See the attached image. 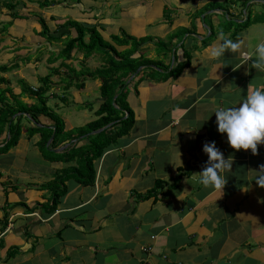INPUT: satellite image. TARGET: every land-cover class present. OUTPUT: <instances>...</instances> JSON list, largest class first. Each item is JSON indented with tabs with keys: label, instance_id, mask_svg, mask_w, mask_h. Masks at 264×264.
<instances>
[{
	"label": "crops",
	"instance_id": "obj_1",
	"mask_svg": "<svg viewBox=\"0 0 264 264\" xmlns=\"http://www.w3.org/2000/svg\"><path fill=\"white\" fill-rule=\"evenodd\" d=\"M15 1L14 11L2 4ZM40 1L0 0V81L7 80L0 87L10 86L19 95V79L37 88L41 77L58 68L49 91V97L59 98L57 111L85 107L65 111V130L97 118L106 97L92 99L91 92H100L102 79L83 71L105 67L108 54L86 57L74 48L70 59L51 63L77 32L59 27L61 37L48 40L40 34L39 17L52 32L76 20L97 27L112 42L124 30L127 36L116 45L120 53L161 60L164 67L141 66L127 80L133 127L94 160V183L66 181L68 190L52 214V191L42 185L62 168L76 166L75 161H65L71 143L46 152L38 146L41 133L30 136L31 122L23 120L18 143L0 151V264H264V188L253 180L254 170L264 164V144L258 145V155L231 148L227 134L217 131L215 114L220 108L239 106L249 91L264 89V71L252 68L251 61L242 64L241 58L247 53L254 60L256 45L264 42V0L251 1L254 21L236 37L232 34L238 27L228 22L226 10L239 23L242 2L220 8L210 5L227 0H48L54 2L48 7ZM220 32L234 42L243 40L241 51L212 59L210 49L220 42ZM141 39L145 41L139 43ZM167 40L170 49L163 51L160 41ZM186 51L191 61L178 70ZM64 61L80 71L79 76L61 65ZM12 64L17 67L2 71V66ZM80 82L84 86L78 88L75 84ZM19 98L36 102L28 93ZM53 124L51 118L39 116L38 126ZM9 138L6 123L0 146ZM73 141L81 146L88 139ZM212 141L225 159L233 161L231 171L222 173L227 179L222 192L199 183L208 159L203 144ZM146 246L151 250L145 251Z\"/></svg>",
	"mask_w": 264,
	"mask_h": 264
},
{
	"label": "trees",
	"instance_id": "obj_2",
	"mask_svg": "<svg viewBox=\"0 0 264 264\" xmlns=\"http://www.w3.org/2000/svg\"><path fill=\"white\" fill-rule=\"evenodd\" d=\"M251 1L252 0H227L225 3H213L210 7L215 6L225 8L238 2H242L244 9L241 12V22L237 23L235 20L231 19L233 16L230 10L228 8L226 10L230 17L228 22L238 27L232 34L233 37H236L237 33L241 29L250 25L254 21L252 14V7L254 6V3ZM2 4L11 11H14L18 6L17 1L2 2ZM39 4L42 7H48L54 4V2L41 0ZM245 9L246 12H244ZM260 19L257 18L258 21H261ZM39 21L42 24L40 34L45 36L48 40H55L61 37L58 32L59 27H63V29L66 30L74 27L77 32L75 37H70L65 41V44L61 48L59 54H54V56L50 58L51 63H54L60 58L64 60L70 59L74 48L83 50L86 57H89L95 52L100 53V51H102L101 53L108 54L107 60L105 61V67H98L93 70H88L87 68L83 71V73L86 72L91 77H100L102 79L100 92L103 97H106V99L97 109V118L95 120H92L83 126H79L74 130H65V122L63 118L48 105L51 76L53 73L57 72L58 68H55L49 75L41 77V84L36 89L26 82L25 79H19V82L22 85V92L19 95L15 94L10 86H7L5 91L0 95V131L7 123L9 124L10 136L9 140L6 141L3 146H0V151L6 152L18 143L20 136L22 135L23 128H25L23 124L24 119L31 122V125L27 127L30 136L37 132L41 133L38 146L42 150L53 153L51 148H56L66 143V141L71 143L68 149L64 152L65 161H75L76 166L62 168L55 174L52 180L42 185V187L48 188L52 191L53 199L52 205H50L51 207L49 209V213L52 214L56 210L58 202L68 190L66 181L74 179L77 183L82 185L94 183L96 178V165L94 160L99 159L103 155L105 149L109 148L118 137L130 131L133 127L135 115L126 101L128 93L127 86L129 85L127 80L130 76L141 66L148 67L149 65H155L162 68L164 66L161 60H154L145 56L133 57L129 54L120 53L117 50L116 45L122 41V37L127 36L124 30H122L124 32L122 33L123 36L121 37L120 35H115L113 37L114 42H112L107 41L101 35V32L97 27L89 26L76 20H68L64 24L58 25L57 29H54L53 32L44 17H39ZM88 36L89 38H87ZM130 39L135 38L129 36V40ZM137 41L141 43L144 42L145 39ZM170 41H160L159 47L163 51H168L170 49ZM186 53L187 58L184 62L179 63L177 66L178 70L187 66L191 61V52L186 51ZM61 65L69 67L72 74L80 73V71L78 72L76 69L71 68L65 61ZM16 67V64L2 66V71H8L9 69H14ZM167 68H169V66H167ZM171 73L172 71L167 72V75ZM1 80L2 82H7L5 77H1ZM72 85V81L68 82L66 89H69ZM75 85L78 88L84 86L83 82ZM26 93L34 96L36 102L33 104L23 102L19 97ZM115 95H117V97L114 100ZM6 99H8V101H6ZM18 113L20 114L17 115ZM41 115L51 118L54 121L53 126H55V129L52 127L38 126L39 116ZM14 116L16 117L14 118ZM110 123H112V125L106 127L101 132L91 134L92 131L107 126ZM53 134L54 139L49 143ZM80 136L88 139V142L81 146L78 145V142L74 143L73 141L75 138ZM162 185L163 182H157V187H161ZM21 204L26 206L23 203Z\"/></svg>",
	"mask_w": 264,
	"mask_h": 264
},
{
	"label": "clouds",
	"instance_id": "obj_3",
	"mask_svg": "<svg viewBox=\"0 0 264 264\" xmlns=\"http://www.w3.org/2000/svg\"><path fill=\"white\" fill-rule=\"evenodd\" d=\"M218 41L220 42L211 46L210 57L212 59H219L226 52L233 54L240 52L244 44L243 40L234 42L223 32L218 34ZM254 54L256 58L253 60L252 56L242 53V64L251 61L252 68L264 71V42L256 45ZM215 114L217 131L227 134V142L231 148L237 151L250 149L253 155H258V145L264 144V89L258 87L249 91L239 106L220 108L215 111ZM203 152L207 154L208 159L203 170L199 172V183L222 192L227 183L222 173L231 171L233 161L224 158L215 141L205 142ZM254 171L253 180L259 187L264 188V164L259 165L258 171ZM9 227H12L11 222Z\"/></svg>",
	"mask_w": 264,
	"mask_h": 264
},
{
	"label": "rangeland",
	"instance_id": "obj_4",
	"mask_svg": "<svg viewBox=\"0 0 264 264\" xmlns=\"http://www.w3.org/2000/svg\"><path fill=\"white\" fill-rule=\"evenodd\" d=\"M6 1H11V0H6ZM121 36V35H120ZM108 40H109V38H108ZM102 51H100V54H102L101 53ZM103 54H105V53H103ZM87 71V70H86ZM78 75V74H77ZM79 76V75H78ZM80 77H82V75H80ZM33 83V82H32ZM34 83H36V82H34ZM34 83H33V85H34ZM41 83V81H38V84H40ZM0 84H5V82H2V81H0ZM7 88V86H5V88H2V87H0V95H1V93H3L4 91H5V89ZM34 89H36V88H34ZM99 94H101L98 90H93L92 92H91V97H92V99H94V97H96V96H98ZM59 95H60V93H59ZM57 100H59V98L57 97V96H50L49 97V102H50V106L60 115V116H62V115H65L64 113H65V111H70V109L71 108H76L75 106H70L71 108H69L68 106H65L62 110H63V112L60 110V111H57V109L55 108V102L57 101ZM61 100V99H60ZM6 101H8V99H6ZM81 105V104H80ZM80 105H78L77 106V108L76 109H74V111H78V109H81V111L84 109L85 110V107H80ZM67 109V110H66ZM80 111V112H81ZM86 112H91V110H89V109H86ZM97 116V115H96Z\"/></svg>",
	"mask_w": 264,
	"mask_h": 264
},
{
	"label": "water",
	"instance_id": "obj_5",
	"mask_svg": "<svg viewBox=\"0 0 264 264\" xmlns=\"http://www.w3.org/2000/svg\"><path fill=\"white\" fill-rule=\"evenodd\" d=\"M142 69V67H139L136 71H135V73L129 78V80L128 81H131L139 72H140V70ZM116 99V97H114V100ZM109 125H112V123L111 124H109ZM52 128L53 129H55V126H52ZM103 129H105V127L104 128H100V129H98V130H95V131H92L91 133L92 134H96V133H99L100 131H102ZM54 139V134L52 135V137H51V140H53ZM50 140V141H51Z\"/></svg>",
	"mask_w": 264,
	"mask_h": 264
},
{
	"label": "built area",
	"instance_id": "obj_6",
	"mask_svg": "<svg viewBox=\"0 0 264 264\" xmlns=\"http://www.w3.org/2000/svg\"><path fill=\"white\" fill-rule=\"evenodd\" d=\"M11 225V224H10ZM151 248L150 247H144V250H146V251H148V250H150Z\"/></svg>",
	"mask_w": 264,
	"mask_h": 264
}]
</instances>
